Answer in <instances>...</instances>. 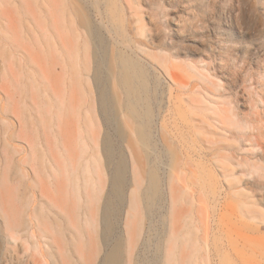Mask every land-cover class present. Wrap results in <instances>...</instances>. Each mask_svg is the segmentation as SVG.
I'll use <instances>...</instances> for the list:
<instances>
[{"label":"rangeland","instance_id":"rangeland-1","mask_svg":"<svg viewBox=\"0 0 264 264\" xmlns=\"http://www.w3.org/2000/svg\"><path fill=\"white\" fill-rule=\"evenodd\" d=\"M77 1L90 29L64 13L71 0H0V264H34L41 258L34 243H44L45 231L56 237L47 220L30 237L15 224L27 217L35 226L38 210L72 207L66 186L59 192L56 185H68L67 164L86 149L79 125L88 107L100 157L97 204L109 185L106 133L128 155L129 193L132 151L100 107L111 84L93 79L97 53L115 48L135 79L134 108L125 109L141 122L134 151L153 163L148 183L156 186L135 213L144 228L137 246L131 231L127 250L135 252L126 261L264 264V0ZM29 142L53 161L60 157L63 170L48 176ZM97 204L98 233L88 229L85 250L79 242L81 264H102L106 253ZM115 215L119 235L126 212ZM172 223L187 225L193 241L181 243L170 262L164 253Z\"/></svg>","mask_w":264,"mask_h":264},{"label":"bare ground","instance_id":"bare-ground-1","mask_svg":"<svg viewBox=\"0 0 264 264\" xmlns=\"http://www.w3.org/2000/svg\"><path fill=\"white\" fill-rule=\"evenodd\" d=\"M63 10L64 13L67 11L71 19L79 20L85 28L90 29V20L77 0H71V8L67 9L63 7ZM76 53L77 55L74 56V58L78 61L80 60L78 59L79 51ZM78 65L79 64L76 63V67H78ZM84 65H86V63ZM93 77L95 83L99 86L102 85L103 80L111 84V87L108 89L104 88L100 94L101 111L108 122L114 121L116 123L118 127L116 128L117 137L123 140L122 142L126 144V147L132 151L131 157L134 161L133 167L135 176L133 174L129 186V193H126V175L129 171L128 155L119 152L117 149L118 144L115 143L114 138H112L113 136L109 133L104 134L101 151L102 156L105 158L109 185L103 206L100 208L97 204L100 200L99 196L102 194L100 178L97 179L100 157L95 145L96 138L92 136L89 126L92 106L88 107L87 111L83 114V118L80 120L81 124L79 125L80 121L77 122L83 132L80 141L86 144V149L82 150V155L76 159L75 163L67 164L66 173L68 185L63 182H59L58 185H56L59 192H64V186H66L65 192L69 193L72 197V207H69L68 211H64L63 209L60 211L38 210L36 215H34V219L36 220L35 226L31 224L32 222H30L27 217L23 218L21 222H18V220L16 221L17 223L15 222L16 228H20L19 231L23 232L28 237L35 234V232H32V228L37 232L40 231V226L44 223V220L48 221L49 227L56 233V237L50 236V233L46 231L41 235L42 242H44L42 243L43 247L38 243H34L36 251L40 250L39 253L41 254V258L35 259V262L33 261L34 264H45V262H47V264H62L61 258H63L64 264H81L77 257L78 251L81 249L78 246L79 242L81 240L86 242V244L83 243L85 250L88 242L84 240H87L90 236L88 229H93L95 233H98L96 231L98 220L95 215L96 211L92 209L93 203L98 205V211L101 212V238L106 248V253L102 258V264H130L129 261H126V255H129L128 257H133L135 252L134 249L132 252L131 250L129 251V249L127 250V248H130L131 231L135 233V246L139 244L143 232V219H139L135 223V213L142 212V207L147 197H150L156 186L155 184L148 183L149 175L154 173L151 167L153 163H148V159H144L134 151L136 149L134 148V138L138 141L142 137L140 120L136 117L135 113L129 112L134 108L135 104V79L131 73L130 65L128 62L124 61V57L121 56L120 51L116 48L111 50L107 49L106 53H104V51L97 53ZM106 87L108 86L106 85ZM55 104H57L56 106L59 107V109L62 108V102L58 101L55 102ZM125 109L129 110H127V112H129L128 114L125 113ZM120 116H123V122ZM221 118L222 117H219V119ZM92 120L94 119L92 118ZM201 121L207 123L205 119H201ZM57 139L58 143H56V147L59 148L60 151H65L66 146L62 143L60 136H57ZM26 145L31 148V153L33 150L35 153L34 155L39 157L37 160L39 159L43 163L42 171L47 173L48 176H52L54 168L58 167L57 169L59 171L63 170L60 157H56L53 161L49 158V154L39 151L38 144L34 145L29 142ZM27 149H25V153L28 151ZM43 149L45 150V148ZM63 153L64 152L60 153L61 157ZM172 178L173 177L170 175V181H172ZM174 205H177V202H174ZM120 209L126 212V221L123 229L119 227V235H117L115 233L114 217ZM130 218L134 221L130 220ZM31 232L32 235H30ZM192 241L193 233L188 229L187 225L180 228L177 224L172 223L171 231L169 235H167V244L165 245L164 254L167 260L173 262L174 258H177L181 243L189 245Z\"/></svg>","mask_w":264,"mask_h":264}]
</instances>
